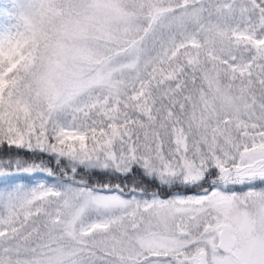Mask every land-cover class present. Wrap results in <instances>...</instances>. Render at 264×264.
Returning a JSON list of instances; mask_svg holds the SVG:
<instances>
[{
	"label": "snow or ice",
	"instance_id": "snow-or-ice-1",
	"mask_svg": "<svg viewBox=\"0 0 264 264\" xmlns=\"http://www.w3.org/2000/svg\"><path fill=\"white\" fill-rule=\"evenodd\" d=\"M0 264H264V0L0 3Z\"/></svg>",
	"mask_w": 264,
	"mask_h": 264
},
{
	"label": "trees",
	"instance_id": "trees-1",
	"mask_svg": "<svg viewBox=\"0 0 264 264\" xmlns=\"http://www.w3.org/2000/svg\"><path fill=\"white\" fill-rule=\"evenodd\" d=\"M5 0H0V3H4ZM113 183H122V184H127L128 187L130 188L132 186V182H133V177H129L127 180L121 181V180H114L112 181ZM145 184H148L147 181L144 182ZM154 189L153 185H149V191H152ZM127 190V189H126ZM192 192L190 191L189 194H191Z\"/></svg>",
	"mask_w": 264,
	"mask_h": 264
},
{
	"label": "rangeland",
	"instance_id": "rangeland-1",
	"mask_svg": "<svg viewBox=\"0 0 264 264\" xmlns=\"http://www.w3.org/2000/svg\"><path fill=\"white\" fill-rule=\"evenodd\" d=\"M192 194V193H191Z\"/></svg>",
	"mask_w": 264,
	"mask_h": 264
}]
</instances>
